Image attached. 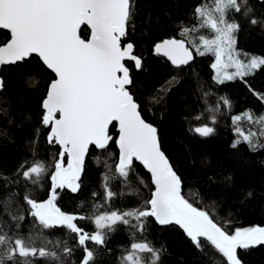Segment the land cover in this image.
Instances as JSON below:
<instances>
[{"label":"trees","instance_id":"16d2710c","mask_svg":"<svg viewBox=\"0 0 264 264\" xmlns=\"http://www.w3.org/2000/svg\"><path fill=\"white\" fill-rule=\"evenodd\" d=\"M211 2L135 0L133 19L123 43H133L134 54L142 60L141 70L133 62L126 63L133 79L130 90L143 118L157 128L161 150L181 177L183 195L195 207L208 211L218 224L227 221L231 234L238 228L264 226V148L253 151L245 142L232 147L239 139L237 126L245 134L259 132L260 125L254 121L241 119L234 125L233 117L246 112H252L254 117L264 115V101L258 98L264 96V66L243 81L217 83L213 79L216 73L211 65L215 57L197 55L193 44L187 42L199 44L200 36L211 37L212 33L205 28L191 32L187 39L181 36L183 28L198 26L195 8ZM245 9H251L247 16L233 11L226 18L240 25L235 34L236 48L241 53L239 58L247 62L253 56L264 58V26L250 23L253 18L264 21V0H247ZM88 34L84 28L81 38L87 39ZM6 36L7 32L0 30V43L6 42ZM171 38L186 39L193 52L189 64L177 68L166 57L156 54L155 44ZM173 77L176 82L169 86L167 82ZM0 78L4 85L0 89V176L9 177L7 186L0 179V201H8L7 205L0 203V228L4 232L9 236L37 237L36 246L46 245L56 251L63 264H81L84 247L94 253L91 264H121L134 240H147L160 249L158 264H208L206 255L179 228L159 225L151 217L144 221L142 232L118 223L113 231L106 232V243L102 246L91 241L80 246L76 234L63 227L44 229L41 236V229L27 211L24 197L29 195L38 202L48 198L50 174L59 159V146L48 143L50 128L41 123L42 101L54 76L33 56L23 64L2 67ZM162 87L168 90L159 91ZM225 99L229 101L227 105ZM205 125L214 129L213 134L201 137L192 131ZM110 134L117 138V127L111 128ZM257 140L264 144V136L253 138V142ZM118 157L115 143L106 152L91 148L84 161L79 190L72 193L68 188L57 189V207L66 214L85 217L74 221L85 232H95V215L143 209L151 198L154 187L143 165L136 161L126 181L115 173ZM33 162L47 167L38 185L22 174ZM106 183L107 190L114 194L110 199ZM249 192L253 193L251 197L247 196ZM21 215L22 221L12 218ZM65 246L72 249L71 255L63 252ZM206 247L211 251L210 246ZM238 254L243 264H264V246L238 250ZM32 259L34 264H57L47 258Z\"/></svg>","mask_w":264,"mask_h":264},{"label":"snow or ice","instance_id":"6c2138e0","mask_svg":"<svg viewBox=\"0 0 264 264\" xmlns=\"http://www.w3.org/2000/svg\"><path fill=\"white\" fill-rule=\"evenodd\" d=\"M246 2L212 0L210 5H198L194 10L198 26L185 27L181 31V36L186 39L199 29L206 28L212 33L211 37L200 36L199 44L187 42L193 44L197 55L215 57L211 67L217 83L243 81L264 66V58L253 56L247 62L239 58L241 53L236 48L235 34L240 25L226 18L233 11L247 16L251 9H245ZM134 11L135 0H0V30L7 32L6 42L0 43V65L23 64L36 56L54 74L42 101L41 123L50 128L47 141L59 146V159L50 174L48 198L38 202L25 195L27 211L41 229V236L44 229L63 227L76 234L80 246H85L87 241L104 245L106 232L113 231L118 223L131 225L142 232L144 221L151 217L159 225L181 229L194 247L206 255L208 264H217V259L219 264H243L238 250L264 246V227L238 228L230 234L227 221L218 224L208 211L195 207L183 195L181 177L161 150L157 128L143 118L141 107L130 90L133 79L125 62H134L137 70L143 67L142 60L134 54V44L123 43ZM250 23L264 26V21L255 18ZM85 26L90 30L88 39L81 38ZM186 39H165L155 44V52L177 68L187 65L193 60V52L186 47ZM230 68L235 70L229 72ZM175 82L173 77L167 84L171 86ZM3 86L0 80V89ZM167 90L162 87L159 91ZM258 98L264 101V96ZM224 103L227 105L229 101L225 99ZM241 119L260 125L259 132L245 134L237 126L235 131L239 139L232 147L245 142L253 151L264 148L258 140L253 142L254 137L264 136V115L254 117L252 112H246L243 116H234L233 124L238 125ZM116 127L118 138L110 134V129ZM192 131L207 137L214 129L205 125ZM111 143L119 149L115 173L127 181L134 171V163L139 161L151 174L154 191L143 209L113 210L95 215L96 230L88 233L74 223L85 217L66 214L57 207V189L77 192L90 149L94 147L106 152ZM46 172L44 163L33 162L22 174L26 180L38 185ZM0 179L7 186L9 177L0 176ZM105 188L110 199L114 194L107 190V183ZM252 195L247 193L248 197ZM0 203L7 205L8 201ZM12 218L24 220L22 215ZM132 220L136 223L132 224ZM36 239L18 234L9 236L0 228V264H34L32 258H47L63 264L56 251L49 250L46 245L37 247ZM83 251L81 264H91L93 251L88 247ZM63 252L71 255L72 249L65 246ZM159 260L160 249L147 240H134L121 264H158Z\"/></svg>","mask_w":264,"mask_h":264},{"label":"water","instance_id":"95a60500","mask_svg":"<svg viewBox=\"0 0 264 264\" xmlns=\"http://www.w3.org/2000/svg\"><path fill=\"white\" fill-rule=\"evenodd\" d=\"M85 28H86V26H85ZM6 31V30H5ZM88 31H89V34H88V37H87V39L88 38H90V30L88 29ZM186 47H188L187 46V44H186ZM189 48V47H188ZM189 50L190 51H192L190 48H189ZM38 58V57H37ZM128 62H132V61H126L125 63H128ZM134 63V62H133ZM4 66H7V65H0V71H1V69H2V67H4ZM50 71V70H49ZM51 72V71H50ZM53 74V73H52ZM53 76H54V74H53ZM0 80H1V78H0ZM49 86V85H48ZM48 89V88H47ZM117 130H118V127H117ZM118 138V137H117ZM118 148V147H117ZM119 150V149H118ZM166 156V155H165ZM86 158V157H85ZM137 162H139V161H137ZM171 164V163H170ZM67 165V160H66V164H65V166ZM146 171H147V169H146ZM148 172V171H147ZM149 173V172H148ZM150 174V173H149ZM81 175H82V173H81ZM150 177H151V174H150ZM80 178H81V176H80ZM79 182V181H78ZM153 187H154V185H153ZM70 192H72L70 189H68ZM154 191V190H153ZM72 193H74V192H72ZM76 193V192H75ZM154 219V218H153ZM155 220V219H154ZM156 222V221H155ZM158 224V223H157ZM262 227H264V226H262ZM178 228V227H177ZM181 230V229H180ZM182 231V230H181ZM183 232V231H182Z\"/></svg>","mask_w":264,"mask_h":264}]
</instances>
